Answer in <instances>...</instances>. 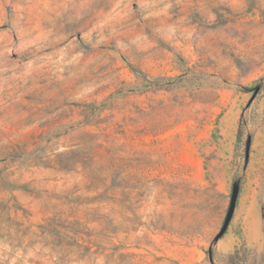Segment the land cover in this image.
<instances>
[{"label":"rangeland","instance_id":"1","mask_svg":"<svg viewBox=\"0 0 264 264\" xmlns=\"http://www.w3.org/2000/svg\"><path fill=\"white\" fill-rule=\"evenodd\" d=\"M0 264H264V0H0Z\"/></svg>","mask_w":264,"mask_h":264}]
</instances>
